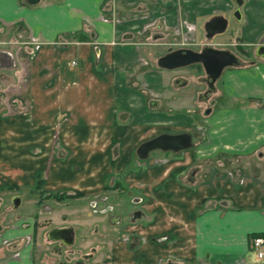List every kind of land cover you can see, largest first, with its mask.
Returning <instances> with one entry per match:
<instances>
[{
	"label": "crops",
	"instance_id": "1",
	"mask_svg": "<svg viewBox=\"0 0 264 264\" xmlns=\"http://www.w3.org/2000/svg\"><path fill=\"white\" fill-rule=\"evenodd\" d=\"M26 1L0 0V25H13L29 38L25 42L29 51L14 57V64H20L18 71H2L0 65V94L13 93L29 107V117L18 111L14 118H5L0 108V186H20L8 197L22 198L19 191L35 184L39 169L45 172L47 188L72 187L86 193L98 192L107 175L116 174L118 179L124 173L130 187L154 190L147 215L173 233H145L150 242L129 250L126 245H115L110 251L121 264H157L161 256L173 252L187 264H264L251 250L252 236L264 237V54L256 55L264 46V0H243L241 19L234 18L232 27L229 16L234 9L225 8L220 0H209L216 8L204 14L197 9L205 4L200 0H40L36 5ZM216 15L228 19L223 33L224 38L231 37L232 46L245 55L253 47L254 63L250 60L223 71L212 95L215 105L203 118L188 103L180 110L159 109V99H153L149 109L147 93L137 83L139 68L145 73L140 66L145 51L135 37L144 23L164 20L160 30L168 36L174 31L181 39L187 35L190 49H195L192 45L215 47L204 25ZM184 23L195 29L188 31ZM203 38L205 42L200 41ZM0 55L1 62L7 54ZM180 77L174 75L173 82ZM186 80V86L175 84V90L190 86ZM174 124L192 133V148L174 152L166 164H152L149 158L141 163L143 159L135 158V148L152 125L168 130ZM54 126L59 127L54 131L60 133L69 152L51 161L46 158L52 157L50 152L38 155L36 151L39 143L48 141ZM195 139L200 143L196 147ZM37 201L35 197L28 201L35 204L28 216L11 213L4 216L6 224L0 221V243L17 240L16 246L4 247L19 252V257H8L6 249H0V264H48L45 254L53 255L43 235L54 228H73L74 242L66 246H73L81 236L85 238L81 242L84 261L99 260V249L86 241L97 238L101 242L110 239L111 233L97 229L88 233L84 227L64 224L37 231L31 217L38 212ZM40 211L51 213L53 208L47 203ZM28 234L34 236L35 244L24 242ZM158 236L173 241L156 244ZM49 239L64 246L60 239ZM50 264L73 263L58 259Z\"/></svg>",
	"mask_w": 264,
	"mask_h": 264
},
{
	"label": "rangeland",
	"instance_id": "2",
	"mask_svg": "<svg viewBox=\"0 0 264 264\" xmlns=\"http://www.w3.org/2000/svg\"><path fill=\"white\" fill-rule=\"evenodd\" d=\"M22 1L27 2L26 0ZM44 2H50V0H43L42 3ZM200 2H205L204 5H201L200 7L197 6V9L201 11L200 14L206 13V11L210 10L211 7L216 8L212 6L213 4H215V2L209 0H200ZM220 2L224 3L225 8L236 9L234 0H220ZM228 3H231L232 6H230ZM229 19V25H231L232 27L236 23L233 14L229 16ZM161 24L164 25L165 21L160 20L158 22L155 19L149 20L145 22L143 28H141V34L135 37L140 39L141 48L145 51V56L140 60V66H144L145 73H143L138 65L137 70L138 68L140 69V71L138 70L139 79L135 74L137 83L139 87L141 86V88H143L147 93L146 99L149 104V109L152 108L150 102L153 99H159V109H164L165 107L169 108L170 106L173 110H180L184 108L182 105L188 103L191 104V106H195V109L200 116L199 118H203V115H205V109L207 108L209 103H205L204 101L198 99L197 96V94H199V92L204 89V85H201L199 83L200 73L196 69L197 66H189L181 69L178 68L179 70H175V72H165L161 70V67L158 66V59L161 56L165 55L170 49L175 50L178 48H187L190 46H183L181 44V37L174 34V31L173 33L171 32V35L169 34V32H167L166 34H169V36L165 35V32L163 33V30H160L162 29ZM224 34L225 33L216 34L213 38V41H211L215 44V47L230 48L232 52H234L241 58L242 62L238 66H231L228 68H237L239 66L247 65L248 62L253 58V47H250V53H246V55L249 56V59H247L246 57H244L245 54L243 53V50L238 46H232L230 44L231 37L224 38ZM28 39L29 38L25 32L19 34L16 29H14L13 25H0V54H7L3 61L1 60L0 62V65L2 66V68L1 66L0 68L2 71H10L11 73H14V71L19 70L20 64H18L17 62L14 64V57L15 54L25 55L26 52L29 51H26L25 47V42L29 41ZM204 40L205 38L200 41L205 42L206 40ZM192 47L197 50L201 47V45H192ZM127 68H129L130 70L133 69L131 65ZM174 75H182L183 77L191 81L190 86L184 89H180L179 91L175 90V88L177 89V86L172 79ZM140 76L144 77L140 79ZM6 79H8V77H6ZM10 79L12 80V78ZM216 85H220V80H218ZM9 86H12V84H9ZM9 90L12 91V87H10ZM175 92H179V94L182 93L180 96L183 97L177 96L178 98H176V95L174 94ZM159 94L160 97L157 98ZM186 95L188 96V98ZM1 97L3 98V102L1 100ZM0 101L2 102V104L0 102V108H2L1 112L4 113L3 116L5 118L17 117L19 115L17 113L18 111H21L22 115L29 117V112H27L29 108L28 104L24 102L20 103V101L16 99V96H13V93L7 92L0 94ZM123 121L124 123L128 122V120L125 119L120 120V122ZM9 127L13 128V125H10ZM156 127L157 126L152 125L150 127L149 135H146V137L144 138L148 139L158 134L162 128ZM51 128L52 135L47 137L48 141H43L42 143L38 144V151L36 152L38 155H41L45 152H50V155L52 157L47 156L46 158H49L51 161L55 160V158L61 160L68 154L69 149L65 148L63 141H61L60 133H55L54 131L55 129L59 130V127L54 126ZM167 129L175 131L178 130L179 127L174 124V126H170ZM200 133H202V130L198 134L200 135ZM8 134L11 135L12 133L8 132ZM198 134L196 137H198ZM44 139H46V136L44 137ZM195 142V147L200 144L198 143V139H195ZM139 145H137V147ZM137 147L134 151L135 158H139L136 154ZM205 154H207V152ZM173 155L174 152L172 151L154 150L150 152L148 158L153 161L151 162L152 164H166L167 162H169ZM146 159H143L144 161L141 163H146ZM109 160L110 162L112 161L111 165H113V158H109ZM208 162V160L205 161L204 165L206 166V164H209ZM123 175L124 173L119 174L117 179L116 174H114L113 176L112 174H109L105 178L103 187L98 192L89 191L88 193H86L72 187L50 189L47 188L45 172L44 170L39 169V171L34 175L35 184L32 185L31 188L29 187L23 190L21 189L19 191L24 195L22 198H20L21 201H24L21 207L20 201L19 207L15 209L13 205V199L8 197L20 186L16 183H8L0 186V221L3 222V224H6V218L4 216L11 213L20 215L21 217H26L28 216L27 214L33 213L35 210V204L33 202L29 203L28 201H31V198L33 199L35 197L39 200L36 204V209L38 212L31 215V217H34L35 219V228L37 229V231H43L53 225L64 224L69 226L75 225V227L78 226L80 228L84 227V229L88 230V233H93V231L97 229L98 232L102 231V233L104 234L111 233L112 236L110 239L109 237L103 238L101 242L100 239L97 238H91L90 240L88 239L89 241H86L87 245H90V247L91 244L92 246L95 245L100 251V254L98 255L99 260L90 263L84 261L85 259L83 256V248L81 246V242L85 238L82 240L81 236H79L77 237L76 242L73 246L67 247L66 245L60 246V244L55 241L50 242L51 240L46 233L45 235H43V242L46 243H44L45 246H50V250L53 256L49 257L50 254H45V262L50 264L54 261H57L58 259H62L63 261H66V263L67 261H72L73 264H121L122 261L120 260V258L118 256L115 257V255L110 251L111 248L115 247V245H126L127 249L129 250L130 248H133L132 246L137 248L143 244L150 242L151 238L145 237V233H173V230L165 228L166 225H164L163 222L156 221V219L152 220V216L147 215L150 214L148 210L149 204H151V202H153V200L155 199V197L153 199V195H151V193L153 194L154 190L146 192L145 190L141 189L140 185L135 186L134 188L130 187V185L126 183ZM115 178L117 179V182L114 180ZM60 182L63 181L60 180ZM114 184L116 186H114ZM104 197L106 199L105 201L103 200ZM94 202L96 205L94 204ZM47 203L51 206V208H53V211L51 213L40 211L41 208H44L45 204ZM108 207H110L111 210H108L107 212L103 211L102 215L99 214V210ZM136 210L140 211L137 212ZM43 212L47 215H43ZM138 213L144 215L141 217L140 215H138ZM112 217H114L115 220H112ZM168 225H171L172 228L171 223ZM82 232L84 231L82 230ZM33 235L35 234L33 233ZM155 238V242H157L156 244H162L165 242L169 243L173 241L172 238H165V236H158ZM97 242H100L101 245ZM32 243H36L34 236ZM4 245L5 244L0 243V249H6ZM90 247H87L88 251L90 250ZM5 252L6 256L8 257H11V255L15 254V251H11L8 248L5 250ZM237 261L238 260H236L235 263H238ZM185 262L186 261H184V259L179 255L175 254V252L170 253L166 256H161L157 260V264H187ZM242 262L243 261L239 262L238 264H241Z\"/></svg>",
	"mask_w": 264,
	"mask_h": 264
},
{
	"label": "water",
	"instance_id": "3",
	"mask_svg": "<svg viewBox=\"0 0 264 264\" xmlns=\"http://www.w3.org/2000/svg\"><path fill=\"white\" fill-rule=\"evenodd\" d=\"M39 1L40 0H28V3L36 5ZM236 4L238 9L235 10L234 16L236 19L240 20L241 12L239 8L243 4V0H236ZM227 28L228 19L222 15L212 17L204 25L206 37L209 39L216 34L225 32ZM193 63H202L205 71L214 81L221 76L222 71L226 67L238 66L241 60L230 50L218 49L212 46H207L201 51L190 48L170 49L165 55L158 59V66L165 69H175ZM193 145V136L189 132L176 134L163 133L141 142L136 149V154L140 159H146L149 157L150 152L154 150L179 152L190 149ZM20 201V197L14 198L13 205L15 209L19 207ZM1 230L2 226L0 224V232ZM48 237L53 240L60 239L64 244L71 245L74 242V230L73 228H54L50 231Z\"/></svg>",
	"mask_w": 264,
	"mask_h": 264
},
{
	"label": "flooded vegetation",
	"instance_id": "4",
	"mask_svg": "<svg viewBox=\"0 0 264 264\" xmlns=\"http://www.w3.org/2000/svg\"><path fill=\"white\" fill-rule=\"evenodd\" d=\"M236 9H238V8H236ZM236 9H234V12H235V10ZM233 16H234V13H233ZM234 18H235V16H234ZM215 37V36H214ZM213 38V37H212ZM212 38H210V39H212ZM209 39V38H208ZM207 46H212V45H206V46H204V47H202V48H200V49H193V50H196V51H201L203 48H205V47H207ZM212 47H214V46H212ZM215 48H218V47H215ZM218 49H227V50H230V48H218ZM231 51V50H230ZM232 52V51H231ZM234 53V52H233ZM264 54V46H261L260 45V47L258 48V50H257V52H256V55L257 54ZM235 54V53H234ZM235 55H237V54H235ZM238 56V55H237ZM239 57V56H238ZM240 58V57H239ZM240 60H241V58H240ZM251 62L252 63H254V60L253 59H251ZM242 63V62H241ZM240 63V64H241ZM197 66V71L200 73L199 75V83L201 84V85H204V89L202 90V91H200L199 92V94H198V99H200V100H202V101H204L205 103H209L208 104V106H207V108L205 109V111L207 112V113H210V111H211V108L215 105V99L212 97V95L214 94V92H215V90H216V83L218 82V80H220V78H221V76H222V74H221V76L219 77V78H217L216 80H212V78L210 77V75L209 74H207V72L205 71V69H204V67H203V65H202V63H193V64H190V65H187V66H183V67H179V69H181V68H186V67H189V66ZM229 67V66H228ZM228 67H226L224 70H226V69H228ZM231 67V66H230ZM175 69H178V68H175ZM223 70V71H224ZM223 71H222V73H223ZM175 84L176 85H179V86H186L187 85V80L183 77H180V78H178V79H176L175 80ZM182 132H189V133H191L190 131H187V130H175V131H173V130H161L158 134H156V135H154V136H152V137H150V138H148V139H151V138H153V137H155V136H158V135H160V134H163V133H172V134H176V133H182ZM192 134V133H191ZM148 139H146V140H148ZM145 141V140H144ZM114 186H116L115 184H114ZM103 200L105 201L106 199H105V197L103 198ZM94 204H95V202H94ZM93 204V205H94ZM96 205V204H95ZM108 210H111V208L110 207H108V208H105V209H102V210H99V214H101L102 215V212L104 211V212H107ZM101 211V212H100ZM137 212H139L140 210H136ZM137 215V214H136ZM138 215H140L141 217L143 216L142 214H140V213H138ZM112 220H115V218L114 217H112ZM33 236V235H32ZM33 240V239H32ZM16 243L15 244H13L14 242H11L10 244H9V246H11V245H17L18 244V241L16 240L15 241ZM62 242V241H61ZM32 243V242H31ZM63 243V242H62ZM64 244V243H63ZM64 245H66V244H64Z\"/></svg>",
	"mask_w": 264,
	"mask_h": 264
},
{
	"label": "built area",
	"instance_id": "5",
	"mask_svg": "<svg viewBox=\"0 0 264 264\" xmlns=\"http://www.w3.org/2000/svg\"><path fill=\"white\" fill-rule=\"evenodd\" d=\"M185 28L188 31H192L195 29V26L190 23H184ZM182 40V45L187 46L191 45L192 41L189 39L187 35H184ZM74 63V62H73ZM25 221L29 222L28 219ZM33 236L32 234H28L24 237V241L26 244H30L32 242ZM3 242V243H2ZM1 244H6L7 246L10 244L8 240H3ZM251 250L256 255L257 259H264V237L263 236H255L251 239ZM19 252H15L14 257H18Z\"/></svg>",
	"mask_w": 264,
	"mask_h": 264
},
{
	"label": "trees",
	"instance_id": "6",
	"mask_svg": "<svg viewBox=\"0 0 264 264\" xmlns=\"http://www.w3.org/2000/svg\"><path fill=\"white\" fill-rule=\"evenodd\" d=\"M59 198H60V196H59ZM255 236H261V235L260 234H255V235L252 236V238L255 237Z\"/></svg>",
	"mask_w": 264,
	"mask_h": 264
}]
</instances>
